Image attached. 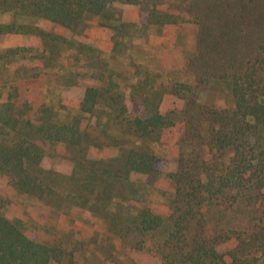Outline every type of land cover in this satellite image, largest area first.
<instances>
[{
    "label": "rangeland",
    "instance_id": "rangeland-1",
    "mask_svg": "<svg viewBox=\"0 0 264 264\" xmlns=\"http://www.w3.org/2000/svg\"><path fill=\"white\" fill-rule=\"evenodd\" d=\"M151 3L160 10L186 14L187 22L150 26L144 23L145 14L140 6L119 3L113 26H103L97 17H86L73 29L44 23L41 27L66 42L50 45L40 37L0 36V54L8 48L34 49L27 59L19 62L18 68L28 66L34 70L39 79L34 92L41 95L36 97L37 106L47 104L57 108L60 119L79 114L90 86H99L103 92L113 91L126 98L132 114L144 109L142 97L135 90L146 79H149L148 87L143 86L144 90L156 89L170 80L192 87L184 96L165 94L162 97L159 111L171 116L175 126L166 130L158 141L127 139L123 127L109 124L105 115L98 120L87 114L82 120V129L92 136L86 144L85 160L119 167L123 151L128 146L139 145L158 156L161 171L175 173L180 170L182 158L183 166H189L209 150L212 127L204 118L206 109L232 108V76L263 55L264 0H151ZM9 18L5 16V20ZM3 65L0 63L3 77L18 71L13 67L7 72ZM24 93L28 95L29 91ZM79 153L78 149L54 145L43 160L44 170L61 182L60 197L73 195L71 179L76 181L81 176ZM214 154L212 151L206 160L213 161ZM223 154L227 161L231 153ZM116 180L112 184L104 180L103 186L111 185L112 196L111 200L101 199L111 219L123 208L122 217L131 222L144 207L153 209L166 220L171 218L170 204L175 198V189L165 174L139 175L126 186L129 187L126 193L124 188L120 192ZM0 203L7 217L17 221L27 236L63 243L68 248L67 254L73 253L79 264H92V261L165 264L160 256L164 240L161 233H147L141 248L136 250L114 237L110 221L93 207L86 209L66 202L57 208L35 202L20 193L10 178L1 173ZM205 212L207 232L211 236L227 227L246 231L255 224L264 227V219H258L257 211L251 206H210ZM67 254L61 263L52 264H66ZM253 264H264V256Z\"/></svg>",
    "mask_w": 264,
    "mask_h": 264
},
{
    "label": "trees",
    "instance_id": "trees-1",
    "mask_svg": "<svg viewBox=\"0 0 264 264\" xmlns=\"http://www.w3.org/2000/svg\"><path fill=\"white\" fill-rule=\"evenodd\" d=\"M119 3L140 6L145 14L144 23L150 26L187 22L186 14L160 10L151 0H0V36H34L45 44H62L65 39L48 32L41 24L73 29L84 18L97 17L103 26H113ZM33 51L31 47H16L0 54L5 71L18 69L4 77L0 74V173L7 175L20 193L57 208L66 202L86 209L93 207L110 221L114 237L136 250L141 248L147 233H161L164 240L160 256L165 264H253L264 256L261 224H255L248 231L227 227L211 236L207 232L205 212L210 206L243 205L255 208L258 219H264V51L260 59L232 76L233 107L206 109L204 118L212 127L209 150L189 166H183L182 158L180 170L175 173L161 171L158 156L139 145L128 146L123 151L119 167L85 160L86 144L92 136L82 129V120L87 114L98 120L105 115L109 124L123 127L127 139L158 141L166 130L175 126L171 116L159 111L162 97L165 94L184 96L192 87L170 80L156 89L144 90L143 86L148 87L149 79H146L135 90L142 97L144 109L132 114L126 98L113 91L103 92L99 86H90L79 114L60 119L57 108L47 104L37 106L36 97L41 95L34 92L39 84L34 70L21 65L18 68L19 62ZM25 91H29L28 95ZM54 145L81 152L77 160L81 176L76 181L71 179L73 195L66 198L59 195L61 182L42 166L48 149ZM212 151L215 152L213 161H207ZM226 151L231 153L227 161L223 154ZM155 174H165L175 189V198L170 204L171 218L166 220L153 209L144 207L131 222L122 217L123 208L111 219L101 202V199L111 200L112 196L111 185L103 186L104 180L112 184L117 179L120 192L124 188L126 193L129 188L126 186L137 176ZM3 206L0 203V264L63 261L68 252L63 243L30 238L17 221L7 217ZM67 256L66 264H79L73 253ZM92 264L99 263L92 261Z\"/></svg>",
    "mask_w": 264,
    "mask_h": 264
}]
</instances>
